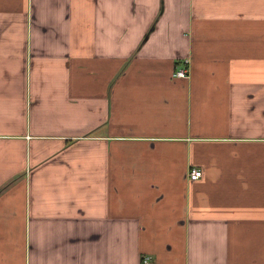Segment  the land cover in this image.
I'll use <instances>...</instances> for the list:
<instances>
[{
    "label": "crops",
    "instance_id": "1",
    "mask_svg": "<svg viewBox=\"0 0 264 264\" xmlns=\"http://www.w3.org/2000/svg\"><path fill=\"white\" fill-rule=\"evenodd\" d=\"M146 255L264 264V0H0V264Z\"/></svg>",
    "mask_w": 264,
    "mask_h": 264
},
{
    "label": "built area",
    "instance_id": "2",
    "mask_svg": "<svg viewBox=\"0 0 264 264\" xmlns=\"http://www.w3.org/2000/svg\"><path fill=\"white\" fill-rule=\"evenodd\" d=\"M190 68L189 64H187L184 67H181L176 71V75L178 77H186L189 76ZM190 180H198L203 176V170L199 167H193L188 173ZM142 264H154V261L150 255H146L142 258Z\"/></svg>",
    "mask_w": 264,
    "mask_h": 264
}]
</instances>
